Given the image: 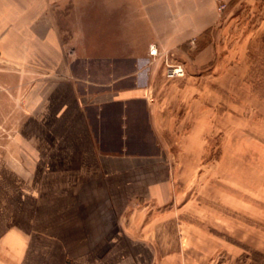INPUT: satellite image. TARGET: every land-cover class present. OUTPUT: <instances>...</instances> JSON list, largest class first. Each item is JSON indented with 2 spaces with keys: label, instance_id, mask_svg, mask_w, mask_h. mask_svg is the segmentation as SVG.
Here are the masks:
<instances>
[{
  "label": "crops",
  "instance_id": "obj_1",
  "mask_svg": "<svg viewBox=\"0 0 264 264\" xmlns=\"http://www.w3.org/2000/svg\"><path fill=\"white\" fill-rule=\"evenodd\" d=\"M121 1L117 33L146 35L142 46L110 49L87 37L72 44L55 10L61 0H0V254L7 264H107L120 256L123 249L108 256L105 247L130 200L173 195V164L188 160L186 149L173 156L166 132L182 130L178 143L185 148L195 138L199 148L204 131L215 129L221 94L198 75L211 67L230 83L237 62L215 74L219 45L190 55L184 44L216 26V0ZM172 55L185 66L190 58L198 75L166 78Z\"/></svg>",
  "mask_w": 264,
  "mask_h": 264
},
{
  "label": "rangeland",
  "instance_id": "obj_2",
  "mask_svg": "<svg viewBox=\"0 0 264 264\" xmlns=\"http://www.w3.org/2000/svg\"><path fill=\"white\" fill-rule=\"evenodd\" d=\"M118 1L61 0L55 10L63 38L81 45L87 37V42L110 49L144 45L146 35L117 33V15L125 7ZM216 4V26L184 46L194 55L216 43L221 67L215 74L226 73L228 61H236L235 80L215 79L211 67L198 75L190 58L188 66L183 63L185 74L176 77L205 74L206 86L219 89L215 129L210 124L204 131L199 148L193 146L195 138L185 148L178 143L182 130L166 132L173 156L188 152V160L173 164L178 172L175 193L161 202L139 195L130 200L122 225L110 230L105 247L108 256L118 248L122 253L107 264H264V0ZM170 58L166 78L168 64H182L176 56ZM4 256L0 254V264H7Z\"/></svg>",
  "mask_w": 264,
  "mask_h": 264
},
{
  "label": "built area",
  "instance_id": "obj_3",
  "mask_svg": "<svg viewBox=\"0 0 264 264\" xmlns=\"http://www.w3.org/2000/svg\"><path fill=\"white\" fill-rule=\"evenodd\" d=\"M149 49H150V54L152 56H157L158 54H160V51L156 43H152ZM184 74H185V67L183 64H168L166 70V75L168 78H176L183 76Z\"/></svg>",
  "mask_w": 264,
  "mask_h": 264
}]
</instances>
